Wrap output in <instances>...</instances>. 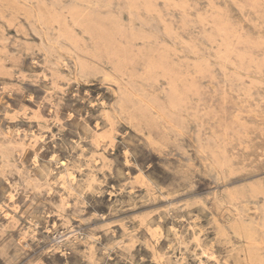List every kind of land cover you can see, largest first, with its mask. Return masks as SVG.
I'll list each match as a JSON object with an SVG mask.
<instances>
[{"label":"rangeland","instance_id":"obj_1","mask_svg":"<svg viewBox=\"0 0 264 264\" xmlns=\"http://www.w3.org/2000/svg\"><path fill=\"white\" fill-rule=\"evenodd\" d=\"M0 264H264V0H0Z\"/></svg>","mask_w":264,"mask_h":264},{"label":"bare ground","instance_id":"obj_2","mask_svg":"<svg viewBox=\"0 0 264 264\" xmlns=\"http://www.w3.org/2000/svg\"><path fill=\"white\" fill-rule=\"evenodd\" d=\"M106 6V5H105ZM109 6V5H108ZM100 8H102V7H100Z\"/></svg>","mask_w":264,"mask_h":264}]
</instances>
